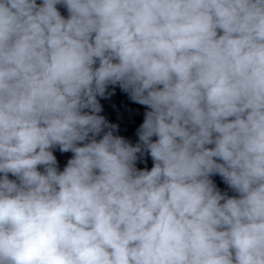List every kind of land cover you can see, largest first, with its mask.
Instances as JSON below:
<instances>
[{"label":"clouds","instance_id":"obj_1","mask_svg":"<svg viewBox=\"0 0 264 264\" xmlns=\"http://www.w3.org/2000/svg\"><path fill=\"white\" fill-rule=\"evenodd\" d=\"M0 264H264V0H0Z\"/></svg>","mask_w":264,"mask_h":264},{"label":"water","instance_id":"obj_2","mask_svg":"<svg viewBox=\"0 0 264 264\" xmlns=\"http://www.w3.org/2000/svg\"><path fill=\"white\" fill-rule=\"evenodd\" d=\"M41 0H37L39 4ZM58 11L65 18L68 17L67 9L61 5H57ZM98 100L102 105V112L100 115L104 116L109 123L118 125V131L115 135H119L127 139L130 143L135 144L138 142L136 130L143 122L144 113L147 111L145 106L134 103L129 96L122 92L119 87L112 88L111 86L107 89L106 97L99 98ZM107 131V129L105 130ZM103 133L101 134V136ZM101 137H97L99 139ZM156 138L153 137V140ZM54 156L57 160V167L59 171H63L67 165L68 160L72 157L71 152H61L58 147L52 149ZM136 167L140 170L148 169L153 167V161L147 153L141 157ZM43 171L42 168H40ZM10 179H15L10 175ZM210 179L221 191L222 194L232 197L237 195L234 193L227 184L224 183L219 175L211 176Z\"/></svg>","mask_w":264,"mask_h":264}]
</instances>
